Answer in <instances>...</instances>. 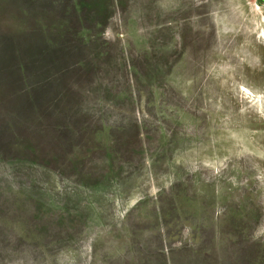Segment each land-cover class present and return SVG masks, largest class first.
I'll return each mask as SVG.
<instances>
[{"label": "rangeland", "instance_id": "obj_1", "mask_svg": "<svg viewBox=\"0 0 264 264\" xmlns=\"http://www.w3.org/2000/svg\"><path fill=\"white\" fill-rule=\"evenodd\" d=\"M0 264H264V0H0Z\"/></svg>", "mask_w": 264, "mask_h": 264}]
</instances>
